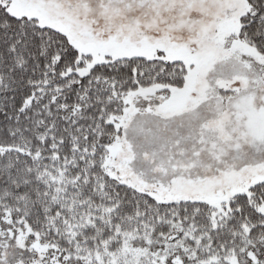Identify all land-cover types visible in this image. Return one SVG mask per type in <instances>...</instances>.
Masks as SVG:
<instances>
[{
    "label": "snow or ice",
    "instance_id": "1",
    "mask_svg": "<svg viewBox=\"0 0 264 264\" xmlns=\"http://www.w3.org/2000/svg\"><path fill=\"white\" fill-rule=\"evenodd\" d=\"M0 264H264V0H0Z\"/></svg>",
    "mask_w": 264,
    "mask_h": 264
}]
</instances>
